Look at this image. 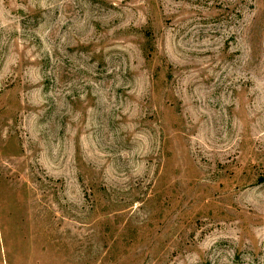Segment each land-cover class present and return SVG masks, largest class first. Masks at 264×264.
I'll use <instances>...</instances> for the list:
<instances>
[{"label":"rangeland","instance_id":"obj_1","mask_svg":"<svg viewBox=\"0 0 264 264\" xmlns=\"http://www.w3.org/2000/svg\"><path fill=\"white\" fill-rule=\"evenodd\" d=\"M0 264H264V0H0Z\"/></svg>","mask_w":264,"mask_h":264}]
</instances>
